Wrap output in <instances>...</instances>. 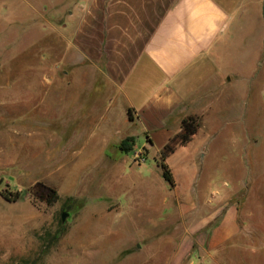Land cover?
<instances>
[{
    "label": "rangeland",
    "instance_id": "1",
    "mask_svg": "<svg viewBox=\"0 0 264 264\" xmlns=\"http://www.w3.org/2000/svg\"><path fill=\"white\" fill-rule=\"evenodd\" d=\"M80 2L0 0V264H264L262 71L225 91L244 103L240 87L259 93L237 121L197 116L184 145L181 132L135 127L129 166L111 165L122 132L93 129L80 90L66 91ZM166 145L174 186L159 165ZM96 147L105 158L91 161ZM43 187L60 199L35 200Z\"/></svg>",
    "mask_w": 264,
    "mask_h": 264
},
{
    "label": "crops",
    "instance_id": "2",
    "mask_svg": "<svg viewBox=\"0 0 264 264\" xmlns=\"http://www.w3.org/2000/svg\"><path fill=\"white\" fill-rule=\"evenodd\" d=\"M262 2L81 0L75 38L80 56L75 51L66 56V91L80 90L83 111L94 118L93 129L122 132L116 145L138 126L169 138L183 131L182 120L188 116L207 119L223 111L226 122L237 121V109L244 115L250 95L253 99L259 93L240 87L244 103L238 93L225 91L237 88L244 72L254 79L261 70L259 78L264 79ZM116 149L111 165L129 166V154L119 145ZM86 156L91 161L105 158L97 147Z\"/></svg>",
    "mask_w": 264,
    "mask_h": 264
},
{
    "label": "trees",
    "instance_id": "3",
    "mask_svg": "<svg viewBox=\"0 0 264 264\" xmlns=\"http://www.w3.org/2000/svg\"><path fill=\"white\" fill-rule=\"evenodd\" d=\"M129 113H130V117H132L130 109H129ZM199 126H200V122L198 121L197 116H188L182 120L183 131L178 136L183 145L192 140L193 136L197 133ZM133 145H134V137H129L121 141V143L119 144V148L123 152H129L130 150H132ZM174 150L175 149L173 147L166 145L164 147V150L161 154L159 161V165L162 168L164 178L172 186L176 184V179L171 167L169 166L166 160L167 157ZM43 190L44 192L42 191L40 192V194L39 191L33 193V197L35 200L40 197V199H44L46 203L53 204L60 199V194L55 188L43 187ZM1 194L3 195L4 198H6L9 201H17L25 195V192L22 190L5 189L1 191Z\"/></svg>",
    "mask_w": 264,
    "mask_h": 264
},
{
    "label": "water",
    "instance_id": "4",
    "mask_svg": "<svg viewBox=\"0 0 264 264\" xmlns=\"http://www.w3.org/2000/svg\"><path fill=\"white\" fill-rule=\"evenodd\" d=\"M262 16H263V19H264V0L262 2Z\"/></svg>",
    "mask_w": 264,
    "mask_h": 264
}]
</instances>
